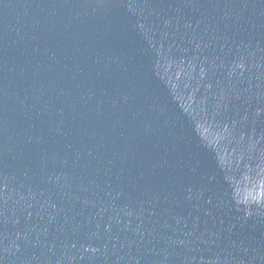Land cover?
<instances>
[{"label":"water","instance_id":"95a60500","mask_svg":"<svg viewBox=\"0 0 264 264\" xmlns=\"http://www.w3.org/2000/svg\"><path fill=\"white\" fill-rule=\"evenodd\" d=\"M0 264H264V0H0Z\"/></svg>","mask_w":264,"mask_h":264}]
</instances>
